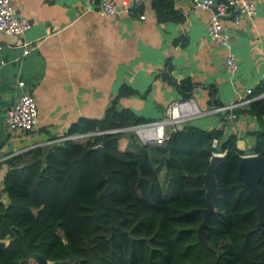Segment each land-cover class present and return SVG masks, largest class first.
<instances>
[{
  "label": "trees",
  "instance_id": "trees-1",
  "mask_svg": "<svg viewBox=\"0 0 264 264\" xmlns=\"http://www.w3.org/2000/svg\"><path fill=\"white\" fill-rule=\"evenodd\" d=\"M153 3L161 19V0ZM263 91L264 82L253 93ZM133 93L121 85L102 118H78L63 133L90 134L84 143L34 130L0 142V163L7 166L0 176V264H264V213L257 224L254 195L237 176L243 152L235 136L187 124L171 131L162 163L176 192L165 198L148 147L130 133L109 132L146 121L116 108ZM231 113L261 122L250 153L264 158V98ZM39 140L49 142L25 148ZM96 144L112 175L106 198L113 208L97 198L106 176ZM213 152L222 153L214 171L218 195L201 240V174ZM257 185L264 199V173Z\"/></svg>",
  "mask_w": 264,
  "mask_h": 264
},
{
  "label": "crops",
  "instance_id": "crops-1",
  "mask_svg": "<svg viewBox=\"0 0 264 264\" xmlns=\"http://www.w3.org/2000/svg\"><path fill=\"white\" fill-rule=\"evenodd\" d=\"M90 1L10 0L13 12L26 18L30 27L19 35L0 32L4 58L0 65V142L19 134L7 129L3 117L22 90L35 102L32 130L58 139L78 118H102L124 84L134 93L120 97L116 108H127L149 121L159 118L174 99L191 96L197 107L205 110L244 97L247 88L253 93L264 82V0H253L256 15L241 18L236 26L229 17L222 18L236 57L234 72L224 65V49L207 36L211 10L196 9L187 0H161L158 19L156 0H143L128 14L119 10L105 17L98 9L100 0ZM114 1L119 8L120 0ZM18 81H23V87ZM232 110L203 114L182 124L232 134L241 156L257 155L250 153V148L261 122L248 113L229 119ZM134 142L139 145L135 138ZM146 147L150 162L160 165V182L158 173L166 172L162 161L169 158L167 146ZM6 169L0 163V176ZM175 192L166 184L163 195L169 199Z\"/></svg>",
  "mask_w": 264,
  "mask_h": 264
},
{
  "label": "built area",
  "instance_id": "built-area-1",
  "mask_svg": "<svg viewBox=\"0 0 264 264\" xmlns=\"http://www.w3.org/2000/svg\"><path fill=\"white\" fill-rule=\"evenodd\" d=\"M194 8L200 10H211V15L206 26L207 36L219 47L224 49V65L234 72L237 67L236 57L231 50L230 32L224 27L222 18L229 17L230 23L236 26L241 18H253L256 13V5L253 0H187ZM90 2H93L91 0ZM143 0H120L121 6L118 8L114 0H100L98 9L105 16L110 17L119 10L124 13L132 12V7H139ZM214 6V11H212ZM12 4L10 0H0V32L19 35L30 27V22L21 16L12 14ZM140 14L139 18L143 19ZM28 49L27 44L22 52ZM4 64V58L0 54V65ZM17 85L23 87V81H18ZM264 97V93H252L251 89L245 90V96L240 97L226 105H210L205 110H200L194 98L191 96L181 97L170 101L164 108L163 114L154 120L130 124L127 126L111 129L109 132L131 133L135 141L140 146H150L162 144L169 133L178 126H183L182 122L196 118L203 114H213L232 110L235 107L249 103L250 101ZM234 117L229 113L228 118ZM3 122L7 129L16 133H23L34 128L36 122V106L33 97L26 90L18 95L13 104H10L4 113ZM104 131H98L101 133ZM89 136L86 133H76L69 136H62L59 139H76L82 136ZM216 144V139H212V145ZM212 155H220V152H213Z\"/></svg>",
  "mask_w": 264,
  "mask_h": 264
},
{
  "label": "water",
  "instance_id": "water-1",
  "mask_svg": "<svg viewBox=\"0 0 264 264\" xmlns=\"http://www.w3.org/2000/svg\"><path fill=\"white\" fill-rule=\"evenodd\" d=\"M212 11H214V6H212ZM14 16L16 14L12 12ZM94 149L98 152L100 166L103 170V173L106 176V184L103 189L99 192L97 198L100 202L113 208L111 203L106 198L107 194L113 190L114 184L111 173L107 170L104 165L103 160V149L100 144L94 145ZM222 156L212 155L206 165L204 172L201 174L202 177V189L204 197V207L202 208V220L197 227L198 238L202 240L203 238V229L209 213L213 210L212 200L218 195V187L216 185L214 171L221 163ZM264 173V158L258 155H244L240 157V160L237 165V176L241 179L242 185L245 189H248L253 193L255 198V209L258 214V223L262 221V215L264 213V199L261 193L260 188L257 185V182L260 178V175Z\"/></svg>",
  "mask_w": 264,
  "mask_h": 264
},
{
  "label": "rangeland",
  "instance_id": "rangeland-1",
  "mask_svg": "<svg viewBox=\"0 0 264 264\" xmlns=\"http://www.w3.org/2000/svg\"><path fill=\"white\" fill-rule=\"evenodd\" d=\"M87 137L88 136L84 135L82 137H79V138H76V139H73V140L76 141V142L84 143L86 141ZM54 140H57V139H54ZM48 142L49 141H46L45 143H48ZM45 143L43 142V143H40V144H35L33 146H36V145L43 146ZM30 147H32V146H30ZM152 163L156 165V166L154 165L155 168H156V172L159 171L158 169H159L160 165L158 166L156 161H153ZM158 174H159L160 183L162 184L163 191L166 192V184L169 185L170 188H171V191H173V189L175 188L174 179L171 180V177H170V175L167 172H159Z\"/></svg>",
  "mask_w": 264,
  "mask_h": 264
},
{
  "label": "bare ground",
  "instance_id": "bare-ground-1",
  "mask_svg": "<svg viewBox=\"0 0 264 264\" xmlns=\"http://www.w3.org/2000/svg\"><path fill=\"white\" fill-rule=\"evenodd\" d=\"M214 156H217V155H214Z\"/></svg>",
  "mask_w": 264,
  "mask_h": 264
}]
</instances>
